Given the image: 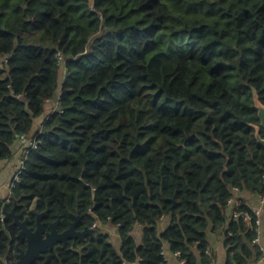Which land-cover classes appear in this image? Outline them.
Returning a JSON list of instances; mask_svg holds the SVG:
<instances>
[{
    "label": "trees",
    "instance_id": "1",
    "mask_svg": "<svg viewBox=\"0 0 264 264\" xmlns=\"http://www.w3.org/2000/svg\"><path fill=\"white\" fill-rule=\"evenodd\" d=\"M254 91L264 104V0H0V167L21 135L38 142L8 209L118 235L96 227L31 264H213L210 233L225 264H253L256 216L227 201L251 212L237 193L264 192ZM11 222L0 264L25 248Z\"/></svg>",
    "mask_w": 264,
    "mask_h": 264
},
{
    "label": "water",
    "instance_id": "2",
    "mask_svg": "<svg viewBox=\"0 0 264 264\" xmlns=\"http://www.w3.org/2000/svg\"><path fill=\"white\" fill-rule=\"evenodd\" d=\"M254 106L258 110V117L260 118L259 124L254 125L255 134L259 143L264 146V137L260 135V130H264V104L258 98L256 91H254ZM7 205L8 202H5L2 209L4 219L12 217L10 224L17 226V237L25 241V248L19 245L16 246V259L12 264H31L36 258H40L47 248L52 247L55 243L61 242L63 246H66L70 238L84 241L87 235H93L94 233V228L92 227H84L82 230L77 229L78 216H75L69 227L63 231L58 230L60 218L50 222L48 229H46L41 220V213L36 216V225L32 226L29 225V218L25 216V210L16 212V205L11 209H8Z\"/></svg>",
    "mask_w": 264,
    "mask_h": 264
},
{
    "label": "crops",
    "instance_id": "3",
    "mask_svg": "<svg viewBox=\"0 0 264 264\" xmlns=\"http://www.w3.org/2000/svg\"><path fill=\"white\" fill-rule=\"evenodd\" d=\"M53 102V101H52ZM50 102L49 106L53 103ZM45 115L40 116L36 120V124L40 125V122L43 120ZM22 146L21 142L18 141L14 144V155L12 158L8 160H3L1 162L0 167V202H2V205H5V202H9L8 197L10 194V186L11 182L15 173V168L18 164V161L22 155ZM238 196L245 198L246 202L251 206H258L260 205L259 196L256 193L250 192V191H240L237 193ZM2 206V209H3ZM108 225V226H107ZM103 231L107 232L110 236V239L112 242L117 243L118 242V235H117V228L113 227L112 225L105 224L104 226H101ZM259 238H260V245L264 247V204L261 206V223L259 226ZM210 246L212 248L213 254H214V260L213 264H225L227 257H228V251L227 247L224 245L223 237L219 234L216 235L214 233H210L208 236ZM127 264V263H126ZM130 264H140L138 261L130 263ZM166 264H180V259L175 256L173 253L168 252L166 256ZM253 264H264V257H262L259 260H256Z\"/></svg>",
    "mask_w": 264,
    "mask_h": 264
},
{
    "label": "built area",
    "instance_id": "4",
    "mask_svg": "<svg viewBox=\"0 0 264 264\" xmlns=\"http://www.w3.org/2000/svg\"><path fill=\"white\" fill-rule=\"evenodd\" d=\"M20 140L24 144V149L22 150V155H21V157H20V159L18 161V164H17V166L15 168V173H14L10 188H12L15 185V183L17 181H19V173L24 168V164H25V161L28 158L29 151L31 149H33V148H36V146L38 144V142H37V140L35 138L29 139V138H27L24 135L20 136ZM263 177H264V174H263ZM258 196H259V200H260V205H258V206H250L251 212L239 209V206L242 204L241 198L230 197L227 202L230 205V210H229L230 213H232L233 216H235V217H242L243 220H245L246 222H251V220L253 219V214H254V216H256L255 222L258 225V228H257L258 234H257V236L254 237V242L256 244H258V246H259V249L261 251V256H260L259 259H261L262 257H264V247L262 245H260V242H259L260 241V238H259V226H260V223H261V206L264 204V192L261 193V194H258ZM0 219L3 220L4 219V215H2ZM104 225L105 224H103L101 222H94L90 227L96 228V227H101V226H104ZM209 250H210V248L207 247L206 250H205V253H208ZM175 254L177 256H179L180 253L176 252ZM180 261L183 264H185V260L184 259H182Z\"/></svg>",
    "mask_w": 264,
    "mask_h": 264
},
{
    "label": "rangeland",
    "instance_id": "5",
    "mask_svg": "<svg viewBox=\"0 0 264 264\" xmlns=\"http://www.w3.org/2000/svg\"><path fill=\"white\" fill-rule=\"evenodd\" d=\"M9 201V200H8ZM3 215V214H2ZM110 225V224H109ZM108 226V225H107ZM115 227V226H113ZM117 230V229H116ZM175 256H177L175 253H173ZM178 257V256H177ZM180 264H183L181 261H180Z\"/></svg>",
    "mask_w": 264,
    "mask_h": 264
},
{
    "label": "clouds",
    "instance_id": "6",
    "mask_svg": "<svg viewBox=\"0 0 264 264\" xmlns=\"http://www.w3.org/2000/svg\"><path fill=\"white\" fill-rule=\"evenodd\" d=\"M3 214V213H2Z\"/></svg>",
    "mask_w": 264,
    "mask_h": 264
}]
</instances>
